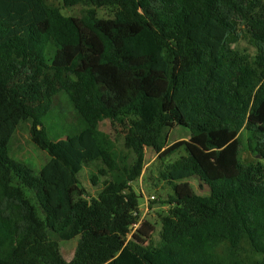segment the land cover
Returning <instances> with one entry per match:
<instances>
[{
	"label": "trees",
	"instance_id": "16d2710c",
	"mask_svg": "<svg viewBox=\"0 0 264 264\" xmlns=\"http://www.w3.org/2000/svg\"><path fill=\"white\" fill-rule=\"evenodd\" d=\"M63 2L90 8L66 17L45 0H0V264H246L244 243L264 255V0ZM244 37L253 59L234 49ZM61 91L87 128L52 141L43 119ZM27 120L50 157L36 176L10 156ZM176 126L190 137L163 151ZM181 148L160 173L172 192L160 244L135 241L155 231L146 221L128 239L146 150L164 161ZM97 161L105 181L88 200L79 175ZM76 238L67 261L61 242Z\"/></svg>",
	"mask_w": 264,
	"mask_h": 264
},
{
	"label": "rangeland",
	"instance_id": "374dc122",
	"mask_svg": "<svg viewBox=\"0 0 264 264\" xmlns=\"http://www.w3.org/2000/svg\"><path fill=\"white\" fill-rule=\"evenodd\" d=\"M50 6H53L61 11L66 17H82L85 12L90 8L87 4H79L74 7H65L63 0H45ZM99 18H111L114 12L111 8L97 9ZM234 49L242 54H247L251 59L256 55V49L252 46L248 38H243L234 45ZM44 126L52 141L64 140L67 137L75 136L87 128V123L76 111L69 96L61 91L59 92L53 102L52 110L47 117L43 119ZM32 121L27 120L22 122L16 132L14 133L10 143V156L16 161L23 163L32 170L36 176L41 169L49 162L50 157L48 154L40 150L32 141L30 130ZM102 131L111 133L110 124L108 121L100 125ZM190 137L189 130H184L180 127L167 128L164 131L161 145L163 151L172 146L173 144L181 141H186ZM187 153L184 148H181L171 157L160 160V156L153 149L146 150V165L143 175L140 179L132 184V189L142 197L140 198V209L145 214L146 222L154 226L155 231L149 238L138 235L135 241L142 245L158 246L160 244L161 232V217L169 212V195L172 193L170 187L160 179V173L165 170L168 164L174 163ZM243 157L245 160H250L251 154L244 152ZM103 168V163L97 161L95 163L86 165L79 175L80 188L85 191V197L88 200L97 198L103 189L105 178L99 175L100 170ZM94 176L99 177L97 184L92 181ZM194 190L199 194L207 195V189L201 191L199 189V182L196 179L189 180ZM155 197V200H151ZM148 209V210H147ZM41 214V212H40ZM79 238L71 241L61 242V250L64 258L71 261L74 257ZM14 243L12 240L10 246ZM225 246L219 249L220 253L225 252ZM240 257L246 264H251L255 261L262 260L264 255L256 254L251 249L248 243H244L239 253Z\"/></svg>",
	"mask_w": 264,
	"mask_h": 264
},
{
	"label": "built area",
	"instance_id": "2783aa9c",
	"mask_svg": "<svg viewBox=\"0 0 264 264\" xmlns=\"http://www.w3.org/2000/svg\"><path fill=\"white\" fill-rule=\"evenodd\" d=\"M151 200H155V197H151ZM148 210V209H147ZM144 211L140 209V212H137L134 214V217L136 218V222H134L130 226V234L128 239H132L133 236L143 227L145 220V214L143 213Z\"/></svg>",
	"mask_w": 264,
	"mask_h": 264
}]
</instances>
